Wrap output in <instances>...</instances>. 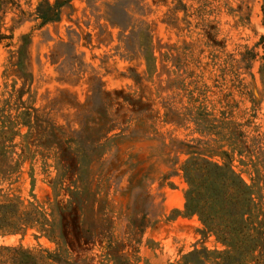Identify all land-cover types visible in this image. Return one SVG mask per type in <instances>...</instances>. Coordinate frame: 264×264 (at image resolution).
I'll return each instance as SVG.
<instances>
[{
    "label": "rangeland",
    "instance_id": "obj_1",
    "mask_svg": "<svg viewBox=\"0 0 264 264\" xmlns=\"http://www.w3.org/2000/svg\"><path fill=\"white\" fill-rule=\"evenodd\" d=\"M263 3L0 0V264H223L181 169L264 164Z\"/></svg>",
    "mask_w": 264,
    "mask_h": 264
},
{
    "label": "trees",
    "instance_id": "obj_2",
    "mask_svg": "<svg viewBox=\"0 0 264 264\" xmlns=\"http://www.w3.org/2000/svg\"><path fill=\"white\" fill-rule=\"evenodd\" d=\"M48 8L51 14L41 12L40 7L38 9L39 17L45 23L59 18L57 6L48 2ZM262 12L264 16V3ZM259 47L263 50L264 61V36L261 37ZM248 53L251 63L255 62L258 54L250 50ZM250 78L256 81L253 72H250ZM255 96L258 100L256 93ZM203 117L208 119L210 116L206 112ZM241 152L235 144L232 146V154L223 152L202 159L192 158L181 169L189 186L185 193V215L197 216L204 231L214 235L226 247V251L219 254L220 259L224 257L223 264H255L256 255L264 248V210L261 204L264 195V164L261 169L254 166L251 169L250 164H247L246 170L239 169L234 161L236 157L242 159ZM11 205L9 202L6 207ZM15 250L17 256L38 264L29 251L21 248ZM196 256L198 264L213 263L208 253L197 252Z\"/></svg>",
    "mask_w": 264,
    "mask_h": 264
}]
</instances>
